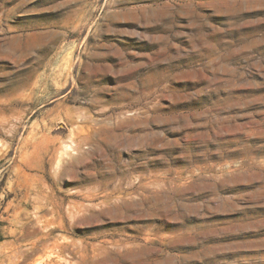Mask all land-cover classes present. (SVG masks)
<instances>
[{"label": "rangeland", "instance_id": "rangeland-1", "mask_svg": "<svg viewBox=\"0 0 264 264\" xmlns=\"http://www.w3.org/2000/svg\"><path fill=\"white\" fill-rule=\"evenodd\" d=\"M0 264H264V0H0Z\"/></svg>", "mask_w": 264, "mask_h": 264}]
</instances>
